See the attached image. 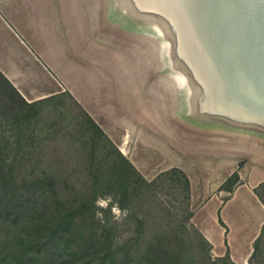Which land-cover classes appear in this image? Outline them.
Here are the masks:
<instances>
[{
    "label": "crops",
    "instance_id": "crops-1",
    "mask_svg": "<svg viewBox=\"0 0 264 264\" xmlns=\"http://www.w3.org/2000/svg\"><path fill=\"white\" fill-rule=\"evenodd\" d=\"M110 10V0H0L2 82L28 103L70 93L145 178L181 168L192 192L207 193L192 225L215 256L248 264L264 228V203L253 190L264 181V105L241 101L239 93L227 103L220 93L198 112L195 125L204 133L180 144L162 107L148 110V96L158 93H116L93 67V51L115 47ZM234 172L238 182L223 197Z\"/></svg>",
    "mask_w": 264,
    "mask_h": 264
},
{
    "label": "rangeland",
    "instance_id": "rangeland-1",
    "mask_svg": "<svg viewBox=\"0 0 264 264\" xmlns=\"http://www.w3.org/2000/svg\"><path fill=\"white\" fill-rule=\"evenodd\" d=\"M110 5V20L114 21L116 28L120 27L115 31V47L93 51V56H88L94 59L93 67L103 82H108L109 89L116 93H158L157 99L148 96V110L155 104L162 107L164 124L177 131L180 144L203 134L198 130L200 126L195 125L201 117L198 112L214 103L220 93H226L227 103L232 102V95L240 93V86L223 66L199 1L110 0ZM0 93H5L6 100L13 97L14 104L20 109L17 118H12L11 122L5 115L8 111L0 114V144L5 145V155L12 156L17 149H20V156L39 159L61 157L70 160L85 155L83 149H69L71 144H79L82 136L72 140L69 136L46 134L45 126L50 120L65 123L73 112H78L70 98L61 96L26 105L2 81ZM171 111L173 120L170 119ZM130 118L132 121L136 119L133 113ZM98 140L99 145H103L99 146L98 153L102 154L108 146L104 138ZM54 147L58 149L56 152ZM135 156L139 157L138 151ZM225 186L223 197L228 195L230 184ZM206 196L204 191L190 190L186 197L181 183L176 185L169 179L160 180L154 188L143 190L135 200V209L152 227L143 236H151L159 228L195 211ZM107 198L99 196L97 201L107 202L118 224L117 238L123 239L132 233L135 225L132 210L120 209ZM114 206L121 213L119 217L112 211ZM190 217L185 221L183 231L186 264H199L202 256H206V262L211 264H232L217 259L211 248H206L192 227ZM249 264H264V228Z\"/></svg>",
    "mask_w": 264,
    "mask_h": 264
},
{
    "label": "trees",
    "instance_id": "trees-1",
    "mask_svg": "<svg viewBox=\"0 0 264 264\" xmlns=\"http://www.w3.org/2000/svg\"><path fill=\"white\" fill-rule=\"evenodd\" d=\"M1 81L6 80L0 74ZM4 94L0 93V114L8 111L5 115L11 122L20 109L13 97L6 100ZM13 94L26 105L61 96L70 98L78 112H73L65 123L50 120L45 126L46 134L69 136L72 140L82 136L79 144H71L69 149H83L85 155L70 160L61 157L39 159L20 156V149H17L8 156L4 154L5 145L0 144V264L188 263L184 257L183 231L192 212L144 237L152 227L135 209L139 194L154 188L160 180L181 183L186 197L189 196V179L181 168L174 166L162 170L148 180L70 93L30 103L19 93ZM99 137L104 138L108 146L102 154L98 153L99 146L103 147L99 145ZM56 150L54 147L53 151ZM237 182L238 175L234 172L221 187L230 184L229 191H232ZM253 190L264 203V181ZM99 196L111 197L120 209L132 210L135 225L130 235L117 238L118 224L109 206L97 205ZM97 213H102V217ZM192 227L206 248H210L209 242ZM255 249L256 242L253 252ZM205 258L202 256L199 264H211ZM216 258L235 264L227 253Z\"/></svg>",
    "mask_w": 264,
    "mask_h": 264
},
{
    "label": "water",
    "instance_id": "water-1",
    "mask_svg": "<svg viewBox=\"0 0 264 264\" xmlns=\"http://www.w3.org/2000/svg\"><path fill=\"white\" fill-rule=\"evenodd\" d=\"M198 1L240 100L264 105V0Z\"/></svg>",
    "mask_w": 264,
    "mask_h": 264
},
{
    "label": "clouds",
    "instance_id": "clouds-1",
    "mask_svg": "<svg viewBox=\"0 0 264 264\" xmlns=\"http://www.w3.org/2000/svg\"><path fill=\"white\" fill-rule=\"evenodd\" d=\"M107 201L110 202L111 201V197H108L107 198ZM97 205L100 206V207H107V202L104 201V200H98L97 201ZM112 211L117 215V217L120 216V212L118 210V208L116 206L113 207ZM126 215V212L124 213ZM98 217H102V213H97Z\"/></svg>",
    "mask_w": 264,
    "mask_h": 264
},
{
    "label": "bare ground",
    "instance_id": "bare-ground-1",
    "mask_svg": "<svg viewBox=\"0 0 264 264\" xmlns=\"http://www.w3.org/2000/svg\"><path fill=\"white\" fill-rule=\"evenodd\" d=\"M216 46H217V44H216ZM217 48H218V50H219V52H220V49H219V47L217 46ZM220 54H221V52H220ZM222 62H223V66L226 68V69H228V67H226V65H225V63H224V61L222 60ZM230 72H231V70H229ZM231 74H232V72H231Z\"/></svg>",
    "mask_w": 264,
    "mask_h": 264
}]
</instances>
